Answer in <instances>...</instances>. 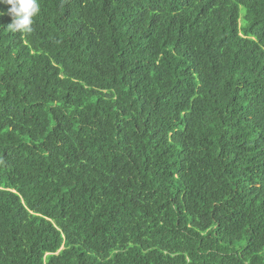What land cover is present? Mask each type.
I'll use <instances>...</instances> for the list:
<instances>
[{
	"label": "trees",
	"instance_id": "obj_1",
	"mask_svg": "<svg viewBox=\"0 0 264 264\" xmlns=\"http://www.w3.org/2000/svg\"><path fill=\"white\" fill-rule=\"evenodd\" d=\"M0 5V264H264V0Z\"/></svg>",
	"mask_w": 264,
	"mask_h": 264
},
{
	"label": "clouds",
	"instance_id": "obj_2",
	"mask_svg": "<svg viewBox=\"0 0 264 264\" xmlns=\"http://www.w3.org/2000/svg\"><path fill=\"white\" fill-rule=\"evenodd\" d=\"M0 5H10L6 13L12 18L7 25L11 31L32 30L33 17L39 13L38 0H0ZM4 14L5 12H0V15Z\"/></svg>",
	"mask_w": 264,
	"mask_h": 264
}]
</instances>
